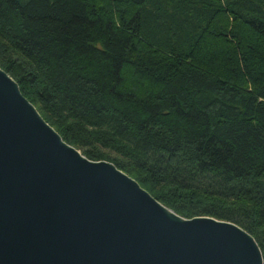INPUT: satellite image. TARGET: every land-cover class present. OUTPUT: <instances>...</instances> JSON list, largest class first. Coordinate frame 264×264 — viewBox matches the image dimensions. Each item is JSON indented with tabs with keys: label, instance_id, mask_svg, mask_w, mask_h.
<instances>
[{
	"label": "trees",
	"instance_id": "1",
	"mask_svg": "<svg viewBox=\"0 0 264 264\" xmlns=\"http://www.w3.org/2000/svg\"><path fill=\"white\" fill-rule=\"evenodd\" d=\"M0 68L87 158L264 258V0H0Z\"/></svg>",
	"mask_w": 264,
	"mask_h": 264
},
{
	"label": "water",
	"instance_id": "2",
	"mask_svg": "<svg viewBox=\"0 0 264 264\" xmlns=\"http://www.w3.org/2000/svg\"><path fill=\"white\" fill-rule=\"evenodd\" d=\"M0 264H264L256 239L185 218L69 145L0 68Z\"/></svg>",
	"mask_w": 264,
	"mask_h": 264
}]
</instances>
